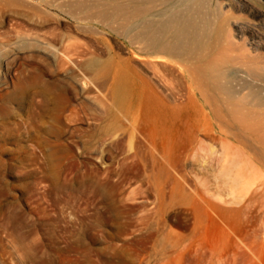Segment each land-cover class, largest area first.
<instances>
[{"label": "rangeland", "instance_id": "1", "mask_svg": "<svg viewBox=\"0 0 264 264\" xmlns=\"http://www.w3.org/2000/svg\"><path fill=\"white\" fill-rule=\"evenodd\" d=\"M77 2L0 0V264H264V201L253 221L230 212L243 201L220 172L224 159L249 162L252 144L161 138L178 122L185 68L206 61L157 59L147 30L136 37L91 11L77 20ZM202 2L194 54H228L264 82V0ZM220 20L230 48L205 27ZM243 93L264 121V104ZM258 171L247 197L264 189Z\"/></svg>", "mask_w": 264, "mask_h": 264}, {"label": "bare ground", "instance_id": "2", "mask_svg": "<svg viewBox=\"0 0 264 264\" xmlns=\"http://www.w3.org/2000/svg\"><path fill=\"white\" fill-rule=\"evenodd\" d=\"M116 1L117 0H78L76 3L78 7L76 11L73 10L74 12L72 15L77 20L83 21V19L86 20L85 17H88L85 15L88 13L87 11H91V17L101 18L108 22L121 21L124 29L129 32L131 31V33H135L134 35L136 37H141L142 33L144 34L145 32L149 33L147 38L149 37L150 43L148 42L149 47L147 48L150 50L149 53L154 54L152 56H155L157 59H164L165 55H177L188 61H192V59L206 61L205 63L199 62L198 64L197 61H195L192 62L193 66L189 64L185 68L186 81L184 79L180 80L178 82L180 88L176 87L179 89L177 92H179V96L182 100L176 107L178 111H175V113L174 109L171 112L175 114L171 113L172 116L170 115V119L172 117L174 120L178 112L176 115L178 119L177 123H179L178 129L176 123L175 128L177 130L171 128L174 129L173 132L171 133L169 131L170 134L166 131L161 138L169 141L178 140L185 147H195L198 144H202L206 138L213 141L220 140L224 144L231 145V147L232 145L235 146L236 143H242L243 145L251 143L252 145L250 146L254 154L253 157L250 156L249 162L243 160L244 162L242 163L237 161H232L230 163L224 159L220 166V172H225L227 176L229 175L227 185H229V190H231L230 197L233 196V200L237 203L243 201L238 208L227 209L230 212H241L242 216L243 212L248 218H250L249 216L255 218L259 215H254V213L259 210V203L264 201V189L260 192L261 195L254 194L248 197L246 195L251 187L258 184L260 180L258 164L264 165V121L256 116L255 112L249 110L244 111L250 98L243 93V91L245 89H252L250 96L253 101H255L257 105H263L264 94L262 90H264V82H258V74L255 73V70L250 69L249 71H243L237 66L230 67V64H233V60L228 54L222 56L215 55L207 60L203 58L205 54L203 56L199 55V53L194 54L192 45L193 42L198 40V34L200 33L197 34L198 29L196 28L198 25L196 27L195 24L197 20H194L197 17L193 19V14L196 12H200L202 15L204 14L201 10L206 3L203 4L202 0H124L125 4H118ZM158 1H162V11H159L158 7H156L158 6ZM140 3L147 4L139 6ZM172 6L179 7V9L174 15L170 16V18L166 20L151 18L153 13L160 14L167 12ZM192 8L195 10L194 13L191 12ZM204 8H206V5ZM202 15L200 17H202ZM229 24L230 22L228 20H220L217 24L207 21L205 27L207 30L209 29V32L212 30L213 36L211 35V37H213L212 39L213 41L215 40L216 44L217 42L220 44L224 40H228L227 48H230L233 43L231 40L232 32L230 33L231 30L230 28L228 29ZM146 27H148V29H146ZM142 30L147 31L137 34L138 31L140 32ZM207 30L204 31L207 32ZM200 44L202 43L200 42ZM74 45H68L67 49L71 50L73 48L76 50L75 48L77 47H74ZM228 76L232 77V79L228 80ZM117 89V92L121 94L120 87ZM119 93L116 94L118 95ZM154 95L155 94L151 96L154 97ZM166 105H163L164 108L169 107L168 105V107H165ZM213 154L215 155V153ZM259 200L262 201L258 202ZM212 203L215 208V203ZM238 214L240 215V213ZM255 219H257V217ZM251 220L253 221V219Z\"/></svg>", "mask_w": 264, "mask_h": 264}]
</instances>
